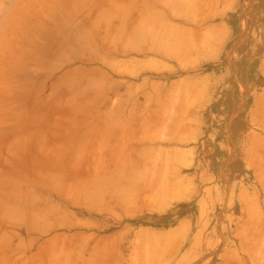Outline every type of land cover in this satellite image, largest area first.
<instances>
[{
  "label": "rangeland",
  "instance_id": "1",
  "mask_svg": "<svg viewBox=\"0 0 264 264\" xmlns=\"http://www.w3.org/2000/svg\"><path fill=\"white\" fill-rule=\"evenodd\" d=\"M63 1L0 0V232L27 227L37 264L75 258L83 221L98 235L127 227L134 264H264V0H213L208 28L194 24V0H181L173 19L180 26L165 30L164 57L110 65L122 86L103 97L113 106L91 113L154 118L121 153L82 155L74 146L30 153L19 148V134H36V122L56 115L37 111L43 71L35 62ZM219 18L223 27L215 26ZM70 102L60 112L68 120L80 113ZM54 125L51 132H60ZM109 162L126 169L98 166ZM171 185L182 191L178 199L165 195ZM124 192L133 200L124 221L80 206L102 208ZM3 254L27 260L0 243Z\"/></svg>",
  "mask_w": 264,
  "mask_h": 264
},
{
  "label": "crops",
  "instance_id": "2",
  "mask_svg": "<svg viewBox=\"0 0 264 264\" xmlns=\"http://www.w3.org/2000/svg\"><path fill=\"white\" fill-rule=\"evenodd\" d=\"M213 3V0H194L195 6L191 9L195 13L191 18L196 26L204 28L214 26ZM180 4L181 0L60 2L58 20L61 24L50 29L49 33L53 36L51 39L39 40L35 62L38 67L42 66L43 71V79L35 85V93L41 98L37 104V111H53L56 115H53L50 123L36 122V126L33 125L38 129L36 134H32L31 131L20 133L18 139L21 140L22 146L19 148L30 153H41L42 149H46L45 152L51 149L55 153H68L69 148L74 146L72 148L77 150L72 151L82 155L96 151L105 153L106 150L111 154H118L121 153L120 149L125 147L123 145L129 136L143 130L148 131V124L153 122L149 120L152 116L91 112L106 104H108L106 108L113 106L114 99L103 100V97L122 86L121 80L113 75L116 71L110 68V65L133 57L147 58L150 55L157 59L164 57L162 44L166 41L165 30L166 27L180 26L173 21L180 18ZM53 12L57 13L58 9H54ZM219 19L222 21L215 26L223 27L224 21ZM47 75L51 78L46 83L44 77ZM139 85L143 88V81ZM132 87L127 85L126 89ZM69 92H78V97L69 99ZM69 102L75 111H80L79 114L72 116L74 117L72 120L65 119L71 115L60 113L61 108ZM141 102L142 107L149 105L145 99ZM128 103L134 104L133 101ZM121 105H124V101ZM45 107L49 109L44 110ZM49 114L42 117L50 116ZM55 116L58 118L55 119ZM58 122L60 126L57 128L60 132L54 134L51 131ZM32 139L35 141L33 145ZM98 166L101 170L126 169L124 164L111 162ZM127 195L124 192L123 201L99 203L102 209L80 206L95 214H104L112 219L124 221L128 219L125 212L127 207L133 206L131 195L129 200H126ZM83 223L84 231L78 232L75 236L79 241L76 257L62 259V264H134L133 249H129L133 243L127 242L125 238L129 233L127 227L98 235L88 230L92 227L88 221ZM33 240V233L27 227L2 230L0 243L4 248L9 249L11 253L17 251L26 253L27 260L19 261L16 257L8 258L3 254L0 256V264H37L36 259L30 257V253L37 250ZM41 261L40 264H47L46 257ZM138 261L143 264V259ZM48 262L52 264L51 259Z\"/></svg>",
  "mask_w": 264,
  "mask_h": 264
},
{
  "label": "bare ground",
  "instance_id": "3",
  "mask_svg": "<svg viewBox=\"0 0 264 264\" xmlns=\"http://www.w3.org/2000/svg\"><path fill=\"white\" fill-rule=\"evenodd\" d=\"M172 186H174V187H172ZM171 187L172 188H165V190L167 191V194H165V195H167L168 196V198H170V199H178L179 197H181V190H180V188H178L176 185H171ZM181 191V192H180ZM179 192H180V194H179ZM166 193V192H165ZM164 195V194H163ZM100 209H102V208H100ZM142 231V230H141ZM146 236V235H145ZM150 238V237H149ZM162 238V237H161ZM165 239V238H164ZM165 240H168V239H165ZM170 240V239H169ZM154 241V240H153ZM157 241L159 242V238H157ZM171 241V240H170ZM162 242V241H161ZM166 242V241H165ZM168 242V241H167ZM174 242V241H173ZM141 249V248H140ZM144 261V260H143ZM145 263V262H144ZM142 264V263H141Z\"/></svg>",
  "mask_w": 264,
  "mask_h": 264
}]
</instances>
